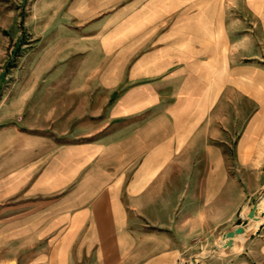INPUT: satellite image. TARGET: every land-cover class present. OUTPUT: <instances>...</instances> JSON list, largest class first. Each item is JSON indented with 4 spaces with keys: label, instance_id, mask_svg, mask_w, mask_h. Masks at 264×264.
<instances>
[{
    "label": "crops",
    "instance_id": "crops-1",
    "mask_svg": "<svg viewBox=\"0 0 264 264\" xmlns=\"http://www.w3.org/2000/svg\"><path fill=\"white\" fill-rule=\"evenodd\" d=\"M5 20L0 264H264V215L214 250L264 204V0H32Z\"/></svg>",
    "mask_w": 264,
    "mask_h": 264
},
{
    "label": "rangeland",
    "instance_id": "rangeland-1",
    "mask_svg": "<svg viewBox=\"0 0 264 264\" xmlns=\"http://www.w3.org/2000/svg\"><path fill=\"white\" fill-rule=\"evenodd\" d=\"M32 4V0H0V28L4 27H10L9 21L5 20V16L7 13L12 12L15 16V26L17 28H22L23 24V18L26 16L27 12L30 10V6ZM6 25V26H5ZM5 29V28H4ZM7 30L0 29V50L2 52V62L5 61L8 66L15 61L18 56H20V37L14 44V48H11L12 40L9 35H7ZM12 50V51H11ZM11 51V52H10ZM6 56V57H5ZM6 59V60H5ZM264 194V193H263ZM259 209V216L255 219H261L264 215V204L258 205ZM263 213V215L261 214ZM253 219V218H252ZM248 220L247 216H244V219L241 220L239 224H241L240 232L236 233L235 235H243L249 233L250 231L247 228H244ZM234 226L233 228H235ZM237 242V241H236ZM221 243L218 244V246L215 247L214 250H222Z\"/></svg>",
    "mask_w": 264,
    "mask_h": 264
},
{
    "label": "water",
    "instance_id": "water-1",
    "mask_svg": "<svg viewBox=\"0 0 264 264\" xmlns=\"http://www.w3.org/2000/svg\"><path fill=\"white\" fill-rule=\"evenodd\" d=\"M257 206H258V201L253 203L251 209L247 213V217L248 218H255V213H256ZM261 214L263 215V213H261ZM240 225L241 224L236 225L235 228H232V229H229V230L225 231V233L223 235L222 247L229 248L232 245L233 238H234L235 234L240 232V229H241Z\"/></svg>",
    "mask_w": 264,
    "mask_h": 264
},
{
    "label": "bare ground",
    "instance_id": "bare-ground-1",
    "mask_svg": "<svg viewBox=\"0 0 264 264\" xmlns=\"http://www.w3.org/2000/svg\"><path fill=\"white\" fill-rule=\"evenodd\" d=\"M261 200H262V199H261V197H260L259 202H260ZM259 202H258V203H259ZM261 202H262V201H261ZM258 216H259V209H258V206H257L256 213H255V217L258 218ZM246 227H247V229H249L250 231H253V230H254V228L251 227V224H246Z\"/></svg>",
    "mask_w": 264,
    "mask_h": 264
}]
</instances>
